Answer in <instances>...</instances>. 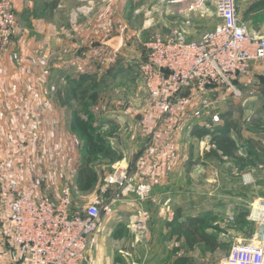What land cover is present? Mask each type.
Segmentation results:
<instances>
[{"label":"crops","instance_id":"1","mask_svg":"<svg viewBox=\"0 0 264 264\" xmlns=\"http://www.w3.org/2000/svg\"><path fill=\"white\" fill-rule=\"evenodd\" d=\"M52 1L15 0L19 25L13 44L16 46V53L13 49L9 50L0 64V264H29L21 251L12 248L8 239L11 203L7 188L9 177L15 176L19 179L23 192L33 197V193L26 192L25 188L35 187L36 172H51L52 159L47 157L60 156L65 161L70 144L75 143L74 139L80 138L72 130L75 112L80 111L86 120H90L96 132L105 136L120 156L114 163L103 160L99 161L98 165L95 164L98 180L95 187L86 193L90 201L100 197L105 179L110 174L107 170L112 172L117 163L125 161L135 179L132 180L130 176L132 185L144 181L153 184L152 197L144 204L151 213L149 229L153 235L156 233L157 223L162 230L170 234L167 224L176 218L178 210H182L184 217H195L193 214L197 208L196 196L191 191H186V188L183 189V180L191 181L192 178L198 177L197 166L194 167V164L188 162L196 161L200 166V157L209 149L205 150L204 139L194 137L192 131L195 126L206 127L205 123L210 124V129L222 127L223 115L230 111L227 109V103H218L202 119L193 117L190 120L191 114L184 113L182 120L179 113L177 115L180 118L175 121L178 125L174 126L177 127L176 131L171 127L169 131L172 133L166 135L163 133V125L168 122L163 120L157 108L149 104L148 91L139 73V64L146 58L145 47L143 45L141 49L132 45L141 42L138 33L141 35L148 29L146 25L144 28L140 26L139 32L133 30V23L139 22L142 17V12L136 10L137 5H134L137 0H58V6L53 11L49 7ZM182 8L183 6L174 7L173 10L177 13ZM154 10L156 9L148 11L147 19L152 18ZM251 16L250 14L249 17ZM165 17L166 21L179 18L177 15L168 14L167 6ZM214 18L213 29L219 24L215 15ZM241 20L251 32L264 30V24L256 25L258 29H253L250 19ZM201 36L189 40H199ZM117 38L120 40L119 47L113 49L109 43ZM130 43L134 48L128 47L127 44ZM94 44H99L98 51L104 57V67H95L93 73H89L98 79L99 100L96 103L87 100L79 106L74 99L72 82L87 74L85 71L80 72L79 66L85 67L86 70L92 61L94 63V52L88 51L89 46ZM42 45L49 50L50 85L57 89L53 96L54 110L51 112L33 101L34 93L39 92L41 87L37 83L40 71L32 60L35 57V48ZM13 54H19L20 60L14 62ZM56 59L60 63H55ZM252 69L255 79L258 73L264 74L255 64ZM123 76H127L128 82L125 84L119 82ZM122 93V99L116 98ZM183 96L181 104L184 106H180L179 110L192 105V101H197L199 92L196 89H187L184 90ZM209 96L213 100L214 94ZM214 116H219L221 120L214 121ZM233 116L239 120L236 115ZM181 120L185 124L182 131ZM233 138L237 142L235 136ZM41 141L44 142L43 147ZM207 141L210 145V138ZM37 156H43L45 159L44 163L36 167ZM5 161L13 162L14 170L11 173L4 169ZM252 177L251 183L248 184L253 188L258 182H264L260 174L254 172ZM247 182L238 180L235 183L237 187L243 188L247 186ZM43 184L48 185L47 181H43ZM237 194V198H233L236 204L234 209L239 212L246 202L239 193ZM168 195L172 199L173 212H168L167 217L161 213V209ZM227 203L224 201L223 206L226 215L230 212ZM157 204L160 205V211L152 212V207ZM139 207L133 193H130L114 205L113 215L103 218L96 235L94 254L92 253L93 264H110L101 257L111 254L112 247L116 244L131 248L134 239L132 241L129 231L124 233L130 240L124 238V233H118L116 229L114 232L112 228L122 222L128 225L131 212L135 213ZM104 246L108 253H101Z\"/></svg>","mask_w":264,"mask_h":264},{"label":"built area","instance_id":"2","mask_svg":"<svg viewBox=\"0 0 264 264\" xmlns=\"http://www.w3.org/2000/svg\"><path fill=\"white\" fill-rule=\"evenodd\" d=\"M240 1L162 0L168 7V14L185 19L183 26L168 35L152 37L146 44V58L139 64L149 99L162 116L172 112L176 101H180V93L186 89L199 92L194 118L209 114L216 104L227 101L229 96L240 98L250 89L251 66L264 61V34L251 32L242 22ZM180 6L183 8L175 13L173 8ZM210 6L214 7L219 24L199 40H189L190 16L206 15ZM18 31L11 1L0 0V64ZM12 59L19 61L20 57L13 54ZM32 63L40 71L37 83L41 87L34 93L33 101L51 112L57 89L49 81L48 52H40ZM78 70L84 72V67L79 66ZM211 91L220 92L221 100L212 101ZM214 120L219 122V116H214ZM4 169L11 173L14 164L6 161ZM129 170L125 161L117 163L106 177L100 197L77 213L71 212L73 199L69 186L64 187L57 199L38 192L32 197L23 192L19 179L10 176L7 182L11 196L10 245L15 251H21L29 264H83L96 247V235L103 218L113 215L114 205L133 193L135 202L140 205L131 220L134 241L130 250L122 253L125 258L132 259L130 251L144 244L149 236L150 214L144 204L152 197L153 184L144 181L132 185ZM249 220L262 226L260 236L249 241L239 240L220 264H264V200L251 205ZM12 255L14 257V252ZM129 264L138 263L130 260Z\"/></svg>","mask_w":264,"mask_h":264},{"label":"rangeland","instance_id":"3","mask_svg":"<svg viewBox=\"0 0 264 264\" xmlns=\"http://www.w3.org/2000/svg\"><path fill=\"white\" fill-rule=\"evenodd\" d=\"M10 1L12 3V7L16 16V2L15 0ZM256 1L258 0L240 1L239 7L240 16L242 19L249 5ZM135 4L137 5L136 10L142 12V17L140 18L139 22L133 23V30L139 32L141 30L140 26L144 28L146 27V25H148V29H145L141 35L140 33H138L137 35L140 36V44H132L137 48L140 47L142 49L144 45L146 50V44L152 37L158 34L166 36L178 26L180 27L184 25L185 19H183L181 16H179V18L175 17L174 20L169 19L168 21H166L165 3H162V0H137L134 5ZM152 9H156L154 10V12H152V15H154H150L152 16V18L147 19L146 15L148 14V11ZM209 10L210 12L206 15L195 14L190 16L192 23L187 28L189 38L196 39L203 33L214 28V7L210 6ZM160 15H163V17H161ZM259 32L264 34V30ZM132 35L136 37V34L133 33ZM127 45L128 47L131 46L132 48H134L131 43ZM89 48L90 50L88 49V51L92 50L94 52V63L92 61L90 65L87 66L86 70L84 67V71L87 73L86 75H92L89 73H93V69L95 67H104L102 62L104 57L103 55H101V52L98 51L100 49L99 44L91 45L89 46ZM12 49L16 53V46L12 45L9 50ZM44 51L48 52L49 50L47 51V49H45L43 45L42 47H36L34 56ZM55 63H60V61L56 59ZM254 64L255 66H258L262 71H264V61ZM252 68L253 64L251 66V69ZM258 75L260 74L258 73ZM252 76L254 77V74ZM119 82L121 84H125L126 82H128L127 76H123L122 78H120ZM249 88L250 89L248 91L243 92V95L240 98L231 95L229 96L227 101L221 102L227 103V105H229L227 109L230 110L239 119L238 127L234 131L233 136H235L238 144L241 146L242 154L248 159L247 163L241 164L234 160L225 159L220 161L217 159L207 158L204 156V153L202 157H200V166L197 165L196 161L188 162V164H194V167L197 166L196 170L199 173L198 177L192 178L191 181L189 179L183 180L185 181L183 189L186 188V191L189 190L196 196L195 201L197 203V208L195 214L193 215L203 216L207 218V227H209L208 231L213 234L214 237H216L218 243H220L221 245L220 249L216 252H213L204 245H198L195 250L190 251L186 246L184 240L180 242L171 240L170 234L165 232L164 229L162 230L160 225L157 223L155 228L156 233H153L152 235L149 229V236L146 239L147 241L130 251L132 253V259L124 257L122 253L128 252L130 248H127L128 246H123L121 244L114 245L112 247V253L109 255L104 254L101 259L105 258V261H107L108 263L110 262V264H129L130 260L131 262H136L138 264H175L178 257L185 256L192 258L196 264H220L228 256L231 247L235 245L239 240L249 241L251 237L260 236L262 226L256 222H251L249 220V215L251 212V205L257 200H264V182H258L255 188H253L252 185L248 183L246 184L247 186L241 188L240 186L237 187L235 183L238 180H244L245 182L251 181L253 179L252 175L254 174V172L255 174H260L264 180V82L252 78V80H250ZM183 93L184 91L180 93V101H176L175 107H173L172 112L166 117L163 116V120L168 122L163 125V133H165L166 135L172 133V131H169L171 127L176 131L177 127L174 126H177L178 124H175V121L180 118V116L177 114H181L182 120L184 119V113L191 114L190 120L193 118L196 101H192V105H188L187 107L179 110L180 106H184L183 104H181V102H183L182 97H184ZM211 94H214L213 100L210 96L212 101L221 100L220 92L211 91L210 95ZM119 97L122 99V97H124L123 93L122 95L119 94L116 98ZM149 104L154 106L150 99ZM256 115L261 118V120L259 121V125L262 127L261 130L254 128L252 129L246 122L250 121ZM204 116H206V114L201 116L200 118L202 119V117ZM182 120L180 121V126H182L181 131L183 130V128H185V124ZM219 120L221 119L219 118ZM189 124H191V121L189 122ZM204 125L206 127H210L208 126L210 125L209 123H205ZM207 139L208 138L206 137L203 141V143L206 144L203 145L202 143L203 146H206L205 150L210 148L209 144L207 143ZM73 142L75 143L70 144L69 153L65 155L66 160L63 161V158L60 156L47 157V159H52L51 162L53 164L50 166L51 172H36L37 178L34 181L35 187H27L28 185H26L27 188H25V190L26 192L33 193V195L37 192L41 195L45 194L48 198L53 200L57 199L61 195L64 187L69 186L72 190L73 199L71 211L72 213H77L82 211L91 201L88 194L78 193L74 188V180L77 174L78 166L83 161L82 156L84 154V151L82 150H84V141L81 138H77L74 139ZM41 143V146L43 147L44 142L41 141ZM249 153H254V155L258 156V159L249 157ZM44 159L45 157L43 156H37L36 167L44 163ZM32 164L34 165V163ZM40 173L41 175H38ZM132 174L133 173H131L130 171V176H132ZM28 180L29 179L27 177V181ZM132 180H135L133 176ZM43 181H47L48 185L44 186L45 183L43 184ZM27 184H29V182H27ZM170 191H172V189H170ZM237 193H239V196H241V198H243V200H245L246 202V204H243V207H241L239 212H237L238 210L234 209V205L236 204L233 198H237ZM210 201L212 203H209ZM224 201L228 202V209H230L228 215L223 212V206L225 205ZM206 205L208 206L206 207ZM171 206L172 199L168 195L164 199L161 213H163V215L165 216L172 213L173 211ZM147 211L149 212V210ZM159 211L160 205L157 204L152 207V212L158 213ZM168 212L169 214H167ZM135 213L134 211L131 212V220L134 217ZM149 214L151 213L149 212ZM242 215L244 217L240 218V216ZM131 220L129 221L128 225L123 222L118 224L117 226L112 228L113 231L115 232V229L118 233H126L127 231H129L133 241L134 235L131 230ZM163 226H165V224H163ZM125 233L124 238L130 240L128 235L126 236ZM102 252L108 253L105 246L103 247V249H101V253ZM92 253L94 254V250L89 253L88 257L86 258L87 260L83 264H93Z\"/></svg>","mask_w":264,"mask_h":264},{"label":"trees","instance_id":"4","mask_svg":"<svg viewBox=\"0 0 264 264\" xmlns=\"http://www.w3.org/2000/svg\"><path fill=\"white\" fill-rule=\"evenodd\" d=\"M58 6V0H53L49 7L55 10ZM250 14L252 15L251 17ZM251 20L253 29H258L259 25L264 24V0H258L249 5L244 13L243 20ZM256 25H258L256 27ZM259 81L264 82V75L257 76ZM98 79L96 76L82 75L77 80L72 82V92L75 101L79 106L83 102L89 100L96 103L99 100L97 91ZM224 116V125L210 129L208 127L195 126L192 135L196 138L205 139L210 137L211 148L204 156L217 160H234L238 163L245 164L248 159L240 153V146L233 138V133L238 127V120L229 111ZM259 116L253 117L250 121H246L253 129L261 130ZM72 130L84 141V156L82 164L78 170L74 188L78 193H87L91 191L98 180V174L95 171V164L99 161L107 160L114 163L120 159L119 154L112 148L110 141L102 134L96 132L90 120H86L80 111L75 112ZM249 157L258 159L254 153H249ZM110 172V169L107 170ZM111 173V172H110ZM72 212V211H71ZM244 216H240L243 218ZM207 218L203 216H186L184 217L182 210H178L176 218L167 224L170 229V239L180 242L185 241L186 246L190 251L195 250L198 245H204L211 251L216 252L221 245L216 237L211 234L207 227ZM175 264H196L190 257H178Z\"/></svg>","mask_w":264,"mask_h":264},{"label":"water","instance_id":"5","mask_svg":"<svg viewBox=\"0 0 264 264\" xmlns=\"http://www.w3.org/2000/svg\"><path fill=\"white\" fill-rule=\"evenodd\" d=\"M119 43H120V40L117 38V39H114L111 43H109V46L113 49H116L119 47Z\"/></svg>","mask_w":264,"mask_h":264}]
</instances>
